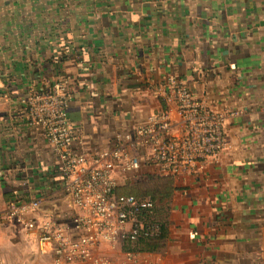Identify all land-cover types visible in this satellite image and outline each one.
I'll return each mask as SVG.
<instances>
[{
  "label": "crops",
  "instance_id": "1",
  "mask_svg": "<svg viewBox=\"0 0 264 264\" xmlns=\"http://www.w3.org/2000/svg\"><path fill=\"white\" fill-rule=\"evenodd\" d=\"M170 77L230 113L228 147L177 179L153 214L168 227L165 248L137 264H264V0H0V264H57L35 242L40 253L24 249L10 203L46 198L48 213L76 214L26 98L64 78L75 149L93 154L162 109L150 85ZM133 154L141 165L118 167V187L152 174Z\"/></svg>",
  "mask_w": 264,
  "mask_h": 264
},
{
  "label": "built area",
  "instance_id": "2",
  "mask_svg": "<svg viewBox=\"0 0 264 264\" xmlns=\"http://www.w3.org/2000/svg\"><path fill=\"white\" fill-rule=\"evenodd\" d=\"M150 88L164 107L151 112L142 125L119 137L110 148L93 154L75 149L73 96L64 78L26 98L29 125L45 131L61 168L63 191L76 214L71 221H57L41 210L46 198H35L10 203L5 215L57 264H137L145 257L140 248H121L126 241L137 244L142 236L150 235V229L143 230V217L153 214L156 207L151 197L116 193V169L129 175L141 165V157L134 152L144 153L152 173L180 178L201 165L219 162L228 147L225 127L230 113L216 110L176 77Z\"/></svg>",
  "mask_w": 264,
  "mask_h": 264
},
{
  "label": "trees",
  "instance_id": "3",
  "mask_svg": "<svg viewBox=\"0 0 264 264\" xmlns=\"http://www.w3.org/2000/svg\"><path fill=\"white\" fill-rule=\"evenodd\" d=\"M177 191L178 183L174 177L161 176L154 173L142 176L141 179L134 184L116 188V193L118 195H134L139 199L151 197L156 203L154 213L158 206L160 207V204H164L166 207L171 202L172 198H174ZM13 196L14 194L11 195V197ZM15 203L20 202L16 201ZM153 214L143 217L145 219V227L143 230L150 229V235L146 238L142 236L139 242V244H141L139 245L140 249L145 252L161 251L165 248L169 235L168 227L158 222ZM154 225H156V227H153ZM152 227L154 229H152ZM126 243L130 245L131 248H138V246L133 247L129 241H126Z\"/></svg>",
  "mask_w": 264,
  "mask_h": 264
},
{
  "label": "rangeland",
  "instance_id": "4",
  "mask_svg": "<svg viewBox=\"0 0 264 264\" xmlns=\"http://www.w3.org/2000/svg\"><path fill=\"white\" fill-rule=\"evenodd\" d=\"M151 171H152V168H151ZM176 180L177 179H179V178H175ZM162 206V207H161ZM165 209V205L164 204H160V207L158 206V208L156 209L157 210V212H158V210H164ZM54 216H53V218L55 219V220H61V218H59V216H58V214L57 213H54L53 214ZM57 220V221H58ZM15 221V220H14ZM17 223V222H16ZM17 225H18V223H17ZM18 227L20 228V226L18 225ZM19 234L21 235L20 237H21V241L20 242H22L23 243V245H24V249L25 250H27V249H30L31 250V252H33V249H34V251H38L39 252V250H38V248H36V245L33 243V241H31V240H29L28 238H26L25 236H24V234H23V232H22V230H21V228H20V232H19ZM133 247H135V246H138V248H140V246L139 245H141V244H139V243H137V244H131ZM27 248V249H26ZM36 253V254H39V253ZM32 254V253H31Z\"/></svg>",
  "mask_w": 264,
  "mask_h": 264
},
{
  "label": "water",
  "instance_id": "5",
  "mask_svg": "<svg viewBox=\"0 0 264 264\" xmlns=\"http://www.w3.org/2000/svg\"><path fill=\"white\" fill-rule=\"evenodd\" d=\"M60 207V204L57 205V208ZM41 210L46 211V212H56V210H53V206L51 204H43L41 206Z\"/></svg>",
  "mask_w": 264,
  "mask_h": 264
}]
</instances>
